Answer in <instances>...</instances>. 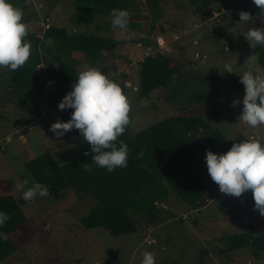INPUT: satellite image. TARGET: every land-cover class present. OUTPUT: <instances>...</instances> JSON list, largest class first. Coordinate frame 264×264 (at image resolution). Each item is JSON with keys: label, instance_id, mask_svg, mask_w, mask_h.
I'll list each match as a JSON object with an SVG mask.
<instances>
[{"label": "rangeland", "instance_id": "1", "mask_svg": "<svg viewBox=\"0 0 264 264\" xmlns=\"http://www.w3.org/2000/svg\"><path fill=\"white\" fill-rule=\"evenodd\" d=\"M25 1L35 12L28 24L30 34L38 35L34 29L39 25L53 24L81 35L121 40L96 61L78 56L67 62L78 74L87 68H98L122 86L131 105V133L186 108L202 114L219 128L230 147L238 131L247 139H264V125L251 128L238 120L245 92L231 91L217 101L200 98L209 90L215 75L230 78L249 69L261 70L244 37L250 27L264 26L253 0H215L202 13L196 10L198 3L190 0H138L133 7L135 16L129 18L135 24L123 32L113 30L104 15L79 11L74 0ZM241 11L252 15L249 24L239 21ZM47 43L54 48L51 41ZM152 47L170 57L179 75L168 88H158L148 98H141L138 62ZM226 63L236 73L223 71ZM11 93L5 67H0V174L17 170V185L28 179L25 187H30L34 181L25 164L33 154L36 157L49 151L63 165L80 159L82 153L72 141L75 136L71 131L59 138L49 131L56 121L44 101L33 98L35 105L29 104ZM237 98L241 103L233 106ZM197 139L205 142L201 135ZM207 150L220 154L206 144L192 162L193 169L214 192V198L200 211L192 210L169 191L168 203L159 204L160 215L154 225L139 220L137 233L111 237L101 227L86 229L80 222L95 203L92 196L70 190L61 199L37 196L23 204L27 220L20 226L21 248L0 264H142L146 251L154 253L156 264H264V258L255 259L249 248L227 249L226 235L244 230L263 232L264 216L242 206L240 199L219 191L207 171ZM8 184L22 199V190L13 182Z\"/></svg>", "mask_w": 264, "mask_h": 264}, {"label": "trees", "instance_id": "2", "mask_svg": "<svg viewBox=\"0 0 264 264\" xmlns=\"http://www.w3.org/2000/svg\"><path fill=\"white\" fill-rule=\"evenodd\" d=\"M190 1L199 4L196 6L199 13L205 8H211L215 2ZM11 2L23 10V19L29 24L31 16L35 15L29 9V4L25 0ZM137 2L138 0H74V5L79 11L104 15L111 21L113 10L127 9L131 16H135L132 13ZM133 24L135 23L129 21L128 27ZM34 30L38 35L29 33L26 37L34 47L26 64L16 71L5 67L12 88L11 95H17L34 105L35 98L51 102L62 99L72 90L78 72L67 60L80 56L96 61L102 52L121 43L117 38L81 35L53 24L46 28L39 25ZM48 41L52 42L54 48ZM253 51L258 65L264 71V46L257 44ZM39 64L44 67L37 72ZM138 65L141 98H148L158 88H168L179 75L178 66L172 64L170 57L157 50V47L146 50V55ZM49 77L56 80L55 90L46 89ZM209 86V90L202 93L200 98L207 97L217 101L231 91L245 92L239 76L223 78L215 75ZM62 111L63 120H69L73 110ZM129 115L131 117V111ZM71 132L81 150L80 159L60 165L47 151L28 160L26 169L34 182L48 186V198L61 199L66 190L92 196L95 203L81 217L80 222L86 229L101 227L111 237L137 233L139 220L154 225L160 215L159 204L168 203L169 191L192 210L200 211L207 201L214 198V192L193 169L192 162L206 144L219 153L231 148L219 128L214 127L202 114L183 108L134 133L127 126L125 133L117 140V144L123 140L128 145L127 167L109 172L92 163L94 153L79 130L74 128ZM198 135L203 136L205 142L197 139ZM246 139L241 132H236V142ZM86 166H90L92 171H85ZM236 198L240 199L242 206L250 208L253 213H259L254 207L251 190ZM23 204L24 200L14 195L0 175V211L6 212L10 217L3 228H0V232L8 236L6 241H0V262L22 246L20 226L27 220ZM225 239L229 251L249 248L255 259L264 258V231L255 234L252 230H244L226 235Z\"/></svg>", "mask_w": 264, "mask_h": 264}, {"label": "clouds", "instance_id": "3", "mask_svg": "<svg viewBox=\"0 0 264 264\" xmlns=\"http://www.w3.org/2000/svg\"><path fill=\"white\" fill-rule=\"evenodd\" d=\"M253 3L260 9L259 18L264 24V0H253ZM23 17V10L11 0H0V67H7L10 71L23 67L31 55V45L26 39L30 27ZM129 18L127 9L113 10L112 29L123 32L128 28ZM239 18L245 24L253 19L248 11H241ZM42 26L46 28L49 24ZM244 37L253 49L257 44L264 45V26L250 27ZM197 54L196 57L199 56ZM223 68L228 73H236L231 64L226 63ZM239 76L245 94L238 120L251 128H257L264 125V71L249 69ZM76 78L72 90L62 99L55 100H61L58 104L60 116L57 119L51 117L56 122L51 124L49 131L59 138L75 128L94 153L92 163L109 172L127 167L128 145L123 140L117 144L118 137L125 133L130 123L131 105L127 94L120 84L95 67L79 72ZM55 101H44V104H54ZM232 103L235 106L241 101L237 98ZM66 109L73 111L69 120L62 121V110ZM205 161L208 174L221 193L240 197L251 190L254 207L264 216V139L249 138L235 142L228 151L220 154L207 150ZM84 170L92 171L90 166ZM28 184L29 180L25 179L17 185L22 190L24 201L50 195L47 185L32 182L30 187H25ZM9 219L6 212L0 211V228ZM7 239V234L0 232V241ZM142 264H156L154 253L146 251Z\"/></svg>", "mask_w": 264, "mask_h": 264}, {"label": "built area", "instance_id": "4", "mask_svg": "<svg viewBox=\"0 0 264 264\" xmlns=\"http://www.w3.org/2000/svg\"><path fill=\"white\" fill-rule=\"evenodd\" d=\"M42 64H39L38 66H37V72H39L40 71V66H41ZM51 81V83H49ZM55 88H56V80L55 79H52V78H48V81H47V83H46V89H52V90H55ZM61 100H58V101H55L54 102V104H51V103H45L44 104V107H47V108H49V114H50V116L51 117H53L54 119H57L59 116H60V114H59V108H58V104H59V102H60ZM8 140V139H7ZM140 233H142V232H140ZM143 235H144V233H142ZM145 239H148V235L145 237Z\"/></svg>", "mask_w": 264, "mask_h": 264}, {"label": "crops", "instance_id": "5", "mask_svg": "<svg viewBox=\"0 0 264 264\" xmlns=\"http://www.w3.org/2000/svg\"><path fill=\"white\" fill-rule=\"evenodd\" d=\"M251 49H252V47H251ZM254 57H255V53H254ZM255 60H256V63L258 64V62H257V59H256V57H255ZM259 68H260V66H259ZM261 69V68H260ZM262 70V69H261ZM263 71V70H262ZM73 142L75 141V140H72ZM76 145H74V147H75ZM35 157V154H33L32 156H31V158L29 159V160H31V159H33ZM16 171V172H15ZM15 171H10V172H7L5 175L4 174H0L1 176H2V178L4 179V182L7 184V186L10 188V185L8 184V182H13V184H16L17 185V170H15ZM6 176V177H5ZM192 211V210H191ZM232 251H236V250H232Z\"/></svg>", "mask_w": 264, "mask_h": 264}]
</instances>
